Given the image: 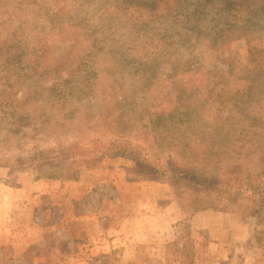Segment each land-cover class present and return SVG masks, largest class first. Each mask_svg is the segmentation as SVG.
<instances>
[{
    "label": "rangeland",
    "instance_id": "obj_1",
    "mask_svg": "<svg viewBox=\"0 0 264 264\" xmlns=\"http://www.w3.org/2000/svg\"><path fill=\"white\" fill-rule=\"evenodd\" d=\"M120 1L0 0V264H264V205L246 184L193 188L128 155L38 160L117 139L207 176L262 169L264 0ZM192 16L199 38L174 37ZM87 66L92 83L62 108L47 89ZM130 91L135 109L104 108Z\"/></svg>",
    "mask_w": 264,
    "mask_h": 264
},
{
    "label": "trees",
    "instance_id": "obj_2",
    "mask_svg": "<svg viewBox=\"0 0 264 264\" xmlns=\"http://www.w3.org/2000/svg\"><path fill=\"white\" fill-rule=\"evenodd\" d=\"M214 1V0H213ZM227 1V0H224ZM230 1V0H228ZM175 2V1H171ZM121 4H123L122 0L120 1ZM130 9H133L130 7ZM205 24V23H204ZM202 25V21L199 17L192 16L190 18H185L183 20H180V24L178 27L173 26V36H184V34L189 38L190 34H192L193 38H199V35L194 33H190L192 30H198L199 26ZM12 58V57H11ZM93 58V57H92ZM94 60V58H93ZM91 63H93L92 60H89ZM92 66H87L83 69L84 74L76 73L75 79L71 80H64L61 86L56 85L49 87L47 91L49 94H53V92L56 89V92L53 96L56 97L57 103L62 106V108L66 109L67 106H73V101L70 103H67L69 100L73 99L71 95L76 98V94L79 92H82V84L86 81L91 82V79L94 75L93 73L89 72V69ZM68 81V82H67ZM92 83V82H91ZM66 85L65 87L68 88V90L60 89L59 87H62ZM90 86H94L91 84ZM55 88V89H54ZM47 92V93H48ZM7 95V92L5 93ZM47 95V94H46ZM23 102V100H21ZM19 99H15V104L13 105V111H15L17 108L19 110H23L24 104H22ZM130 101V102H126ZM136 94L134 91H130L126 95H122V97L119 100H116L114 98L110 99L109 102H106L103 104L104 108L108 104L112 103V107H120L124 104L128 105L129 109H135L136 108ZM11 105V103H8ZM51 102L47 98L43 103H39L37 105L38 109H49L46 105H50ZM140 103H138L139 105ZM188 109L192 112L190 107L187 105ZM50 110V109H49ZM40 111V109H39ZM172 111L171 113H173ZM71 113V112H69ZM178 116L175 119L176 124L178 127H183V120L184 116L186 115V112L182 109L177 112ZM49 114H52V111H50ZM48 114V115H49ZM123 116L122 114H118L115 117H113L114 122H117L119 118ZM172 116V115H171ZM170 116V118H171ZM161 114H158L157 120L160 119ZM73 119L72 117L65 118L62 125H73L72 123ZM94 147L92 151L88 150L89 148L87 146L80 147L75 144H68V145H61L58 144L54 148L44 149L41 150L40 153L37 154L38 160H44L46 164L50 165H56L58 167L62 166L63 161L70 160L71 163L75 164L76 162H82L86 167L88 165H93L98 157H102L104 155H113V156H119V155H128L130 158H132L135 166L138 168V171L144 175H154V174H165L170 181L176 182V183H184L185 185H188L193 188L203 189V188H210L214 185H220V186H231V185H237L241 186L242 184H246L248 188H251L252 191H254L259 199H260V206L263 207L264 205V165L262 169L257 171H251L247 170L245 167L239 166V165H232L227 166V168H223L221 171H218L217 173H214L210 176L199 174L195 172V170L190 165H183L178 162H172V161H164L162 162H156L154 159L147 157L146 155L141 154L139 150L136 148H133L129 146L128 144H122L118 142L117 139L110 141L109 143L104 142L102 139H96L93 141ZM51 153L53 155H51ZM69 162V163H70ZM61 163V165L59 164ZM252 178V182L249 181L250 178ZM72 178V176L67 177Z\"/></svg>",
    "mask_w": 264,
    "mask_h": 264
}]
</instances>
